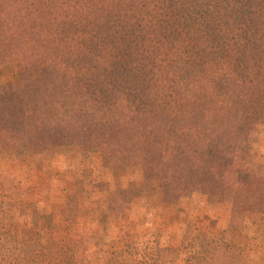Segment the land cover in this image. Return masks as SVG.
Segmentation results:
<instances>
[{
	"label": "trees",
	"instance_id": "trees-1",
	"mask_svg": "<svg viewBox=\"0 0 264 264\" xmlns=\"http://www.w3.org/2000/svg\"><path fill=\"white\" fill-rule=\"evenodd\" d=\"M9 62L19 80L0 85V141L26 126L35 146L49 132L105 137L107 164L176 163L173 194L199 170L219 176L216 194L244 183L264 121V0H0ZM1 252L0 264H25ZM159 252L158 264L177 257Z\"/></svg>",
	"mask_w": 264,
	"mask_h": 264
},
{
	"label": "rangeland",
	"instance_id": "rangeland-1",
	"mask_svg": "<svg viewBox=\"0 0 264 264\" xmlns=\"http://www.w3.org/2000/svg\"><path fill=\"white\" fill-rule=\"evenodd\" d=\"M18 80L13 62L0 67V85ZM259 124L241 164L244 183L220 194L213 172L196 171L186 191L173 194L176 163L107 164L105 137L49 132L35 146L26 126L17 141H0V233H9L1 253L25 264H158L159 250L174 249L169 264H190L200 251L264 264ZM191 243L197 248L189 250Z\"/></svg>",
	"mask_w": 264,
	"mask_h": 264
}]
</instances>
